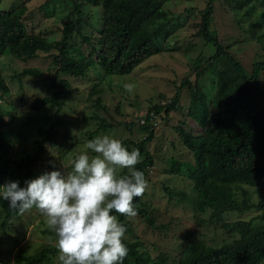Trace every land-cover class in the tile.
<instances>
[{"label":"trees","instance_id":"trees-1","mask_svg":"<svg viewBox=\"0 0 264 264\" xmlns=\"http://www.w3.org/2000/svg\"><path fill=\"white\" fill-rule=\"evenodd\" d=\"M166 1L66 0L73 17L61 29L60 37L52 39L45 31L29 30L28 24L22 20L26 0H16L8 7L0 8V57L9 55L26 63L40 52L54 50L51 52L56 66L54 82L60 84V90L52 99L57 100L70 87L68 80L59 78L61 74L84 78L88 72L96 70L97 75L105 79L110 75L130 74L150 56L169 50L170 39L187 23L192 8L185 9L186 13L171 15L170 10L164 7ZM214 1L206 0L205 7L200 9L197 33L211 53L207 67L213 62L221 65L216 70V90L208 97L197 85L187 80L183 82L190 96V119L185 122L186 127L182 123L173 127L183 144L192 151L193 160L179 162L169 158L167 162L168 173L183 174L186 181L195 187L197 196L192 202L193 211L205 213L210 210L205 219L198 217V225L213 224L216 230L221 228L223 236L219 239L217 236L207 237L204 233L194 236L195 232H182L173 239L174 250L166 236L176 228V224L172 218L160 219V212L149 210L150 203L143 200V194L133 200L137 217L151 227L159 244L167 241L165 245L173 255L166 254L160 259L159 256H152L138 236L132 240L122 238L127 255L118 264H264V32L259 37L263 53L253 59L250 68L244 67L230 54L231 45L223 46L212 30ZM230 2L237 3L226 10L239 21L248 20L256 13L255 0ZM88 5L99 8L92 14L90 11L84 13ZM94 14L98 15L96 20L99 24L90 23ZM260 16L264 20V9ZM262 25L253 23L254 28ZM86 26L91 30L84 31ZM76 38H80V45L75 42ZM82 46L85 48L82 49ZM196 61L200 59L197 57ZM17 75L40 77L42 73L38 68L26 67ZM5 85L0 72V97L4 94ZM178 96L179 92H175L172 99L149 107L146 115L141 116L144 119L140 123L141 129L149 131L144 139L134 143L133 148L127 146L129 141L122 142L129 151L134 148L139 150L142 159L135 169L142 171L145 177L147 169L154 163L152 154L145 149V143L153 137L149 112L166 117L175 109ZM48 100L44 97L36 101L35 107L39 108ZM11 122L12 116L6 118L0 114V187L6 179L20 175L21 185L25 187V181L33 178L32 165L44 154L45 143L52 141L53 126L36 129L40 138L31 153L21 158H10L8 153L13 141L4 135L3 130ZM57 162L59 160L49 163L50 168L57 169ZM243 186L254 188L260 198L251 201L246 191L242 198L237 196ZM165 188L171 197L177 192L174 185ZM249 210L259 214L248 219L225 218L227 213L241 215ZM112 214L125 226V232H131L126 216L114 210ZM17 215L18 212L10 209L7 201L0 197V231ZM214 223H218L219 227ZM56 251L55 246L45 247L31 255L18 253L15 264H44L50 260L48 253Z\"/></svg>","mask_w":264,"mask_h":264},{"label":"rangeland","instance_id":"rangeland-1","mask_svg":"<svg viewBox=\"0 0 264 264\" xmlns=\"http://www.w3.org/2000/svg\"><path fill=\"white\" fill-rule=\"evenodd\" d=\"M14 1L16 0H0V8L8 7ZM255 2L256 13L244 21L233 18L226 10L230 5L235 6L237 2L230 0L213 2L212 30L223 46L231 45L230 54L247 68H250L256 56L263 53L259 37L264 32V25L254 28L253 23L264 24L260 16L264 9V0ZM205 3L206 0L166 1L164 7L170 10L171 15L183 14L186 13L185 9L192 8L187 23L170 39L169 50L150 56L130 74L110 75L107 79L97 75L96 70L88 72L84 78L61 74L59 78L68 80L70 87L57 100L52 99L60 90V84L54 82L56 66L51 55L54 50L40 52L26 63L9 55L0 57V72L6 82L4 94L0 97V114L6 118L13 117V122L3 130L4 135L13 141L8 156L21 158L31 153L37 139L40 138L36 129L40 126L46 128L53 126L51 143H45L44 154L32 165L34 173L32 179L52 170H59L62 174L71 172L72 159L86 151L84 146L88 140L107 135L121 142L132 141L128 142L127 146L133 148L134 143L141 141L149 133L141 129L140 123L143 122L141 116L146 115L149 107L167 102L173 98L175 92H179L175 109L166 117L161 118L160 114L153 113L156 116L151 119L152 112H149L153 137L145 143V149L152 154L154 163L147 169L145 177L147 188L143 200L150 203L149 210L161 213L160 219L172 218L176 224V228L169 231L166 236V239L172 242L171 247L174 250L176 247L173 245V239L178 238L182 232L191 234L195 232L194 236L204 233L207 237L217 236L220 239L223 236L221 228L216 230L214 225L209 223L198 225V217L205 219L210 210L207 209L205 213L193 211L192 202L197 196L195 187L186 181L183 174L168 173L167 162L169 158L179 162L193 160L192 151L183 144L173 127L180 123L186 127L185 122L190 119L188 115L190 96L187 85L183 82L187 80L192 85H197V88L208 97L216 90V70L221 65L213 62L208 63L207 67L209 62L207 59L211 53L207 51L204 40L197 33L200 27L199 11L205 7ZM98 8L88 5L84 8V13L90 11L92 14ZM70 12L71 6L66 0H26V11L22 20L28 24L29 30L45 31L50 38L58 39L61 29L73 17ZM97 16L94 14L93 20L90 19L91 24H99ZM90 30L89 26L84 29ZM75 42L80 45V38H76ZM83 48L85 46H82ZM197 57L200 61H196ZM26 67L38 68L42 75L18 76L17 74ZM127 83L135 85L131 93L124 88ZM44 97H48L49 100L36 108V101ZM148 130L151 128L148 127ZM87 151L90 156L95 155L91 150ZM56 160H59L56 165L58 168H50L49 163ZM127 172V169H123L120 175ZM10 181L18 182L22 187L21 175L6 179L1 183V187ZM172 185L177 192L171 197L165 187L169 188ZM244 191L251 201L255 202L260 198L259 193L250 186H243V190L238 191L236 195L242 198ZM257 214L259 212L249 210L241 215L227 213L225 218L248 219ZM125 220L131 226V232H125L123 238L132 240L138 236L152 256H159L160 259L166 254L173 255L171 249L165 245L167 241L162 244L157 242L151 227L144 219L141 220V217L136 215L126 217ZM215 225L219 227L218 223ZM2 229L0 264H15L18 261V253L31 255L45 247L56 246L55 233L47 227L46 218L36 208L23 215L18 213ZM48 256L50 260L44 264L59 263L58 250L55 253H48Z\"/></svg>","mask_w":264,"mask_h":264},{"label":"clouds","instance_id":"clouds-1","mask_svg":"<svg viewBox=\"0 0 264 264\" xmlns=\"http://www.w3.org/2000/svg\"><path fill=\"white\" fill-rule=\"evenodd\" d=\"M124 88L131 93L135 85ZM84 147L72 159L71 172H45L26 180L25 187L10 181L0 187V197L21 215L39 210L55 233L61 264H118L127 255L122 242L126 228L112 212L137 215L133 200L147 188L144 173L135 169L142 158L138 149L129 151L107 135L88 140ZM123 169L128 173L120 175Z\"/></svg>","mask_w":264,"mask_h":264},{"label":"built area","instance_id":"built-area-1","mask_svg":"<svg viewBox=\"0 0 264 264\" xmlns=\"http://www.w3.org/2000/svg\"><path fill=\"white\" fill-rule=\"evenodd\" d=\"M153 113H154V112L151 113V119H154V117L156 116V115H154ZM149 115H150V114H149ZM141 121L144 122V119H141ZM143 122H142V123H143ZM154 124H155V122H154Z\"/></svg>","mask_w":264,"mask_h":264}]
</instances>
